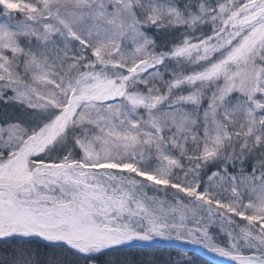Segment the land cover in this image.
Segmentation results:
<instances>
[{
  "label": "snow or ice",
  "instance_id": "obj_1",
  "mask_svg": "<svg viewBox=\"0 0 264 264\" xmlns=\"http://www.w3.org/2000/svg\"><path fill=\"white\" fill-rule=\"evenodd\" d=\"M0 15V264H264V0Z\"/></svg>",
  "mask_w": 264,
  "mask_h": 264
},
{
  "label": "trees",
  "instance_id": "obj_2",
  "mask_svg": "<svg viewBox=\"0 0 264 264\" xmlns=\"http://www.w3.org/2000/svg\"><path fill=\"white\" fill-rule=\"evenodd\" d=\"M150 246V247H148ZM34 247H39L41 253L45 251L44 245L39 244V242H35ZM179 246H159V245H151V244H139L134 245L133 247H124L117 252L109 253V257H114L118 261L124 260H139L143 258H147L146 256H142L141 253H148L149 255L153 252L161 254L165 259L167 258V254L171 253L173 258L176 257L177 252L179 251ZM197 253V252H196ZM195 253V254H196ZM193 254L189 252V255ZM198 264L200 260L208 261V264H215L214 262L210 261L209 259L203 257L199 254Z\"/></svg>",
  "mask_w": 264,
  "mask_h": 264
},
{
  "label": "water",
  "instance_id": "obj_3",
  "mask_svg": "<svg viewBox=\"0 0 264 264\" xmlns=\"http://www.w3.org/2000/svg\"><path fill=\"white\" fill-rule=\"evenodd\" d=\"M142 242V241H141ZM150 242L151 244L153 245H159V246H171V245H175V246H180L181 242L179 241H175V240H160L157 238V240L155 241H148ZM134 245L135 244H138L139 242H133ZM192 248H196L197 251L204 255L205 257L209 258L210 260H212L213 262L217 263V264H223V263H229L231 262L228 258H224V257H219L218 255H215V254H209V253H206L204 252V250L202 249H199V246H193L191 245Z\"/></svg>",
  "mask_w": 264,
  "mask_h": 264
},
{
  "label": "rangeland",
  "instance_id": "obj_4",
  "mask_svg": "<svg viewBox=\"0 0 264 264\" xmlns=\"http://www.w3.org/2000/svg\"><path fill=\"white\" fill-rule=\"evenodd\" d=\"M0 22H4V17H3V15H0ZM159 239V238H158ZM138 242V241H137ZM192 255V254H191ZM196 255V257L199 259V254L198 253H196L195 254ZM110 258H112V259H115L114 257H110ZM116 260V259H115ZM118 261V260H117ZM230 264H232V263H230Z\"/></svg>",
  "mask_w": 264,
  "mask_h": 264
}]
</instances>
